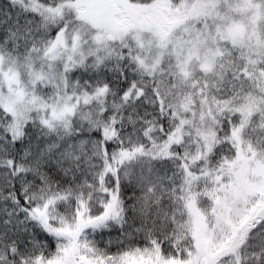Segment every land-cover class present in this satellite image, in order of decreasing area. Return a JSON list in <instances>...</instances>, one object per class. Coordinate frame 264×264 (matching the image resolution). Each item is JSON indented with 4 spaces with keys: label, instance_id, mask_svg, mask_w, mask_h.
Wrapping results in <instances>:
<instances>
[{
    "label": "snow or ice",
    "instance_id": "obj_1",
    "mask_svg": "<svg viewBox=\"0 0 264 264\" xmlns=\"http://www.w3.org/2000/svg\"><path fill=\"white\" fill-rule=\"evenodd\" d=\"M0 264H264V0H0Z\"/></svg>",
    "mask_w": 264,
    "mask_h": 264
}]
</instances>
